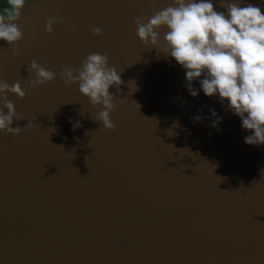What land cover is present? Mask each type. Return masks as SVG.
Returning <instances> with one entry per match:
<instances>
[{
  "label": "water",
  "instance_id": "obj_1",
  "mask_svg": "<svg viewBox=\"0 0 264 264\" xmlns=\"http://www.w3.org/2000/svg\"><path fill=\"white\" fill-rule=\"evenodd\" d=\"M211 2L264 13V0ZM151 3L29 0L15 21L23 53L0 40V80L27 93H7L23 118L12 126L28 125L0 131V264H264V145L245 143L251 131L227 100L205 96L203 74L190 95L186 69L162 52L166 26L160 50L139 39L136 17L177 6ZM52 16L64 22L48 33ZM92 52L108 53L123 80L109 89L113 130L93 120L102 106L59 77ZM33 59L57 73L37 89Z\"/></svg>",
  "mask_w": 264,
  "mask_h": 264
},
{
  "label": "clouds",
  "instance_id": "obj_2",
  "mask_svg": "<svg viewBox=\"0 0 264 264\" xmlns=\"http://www.w3.org/2000/svg\"><path fill=\"white\" fill-rule=\"evenodd\" d=\"M29 0H7L9 7L0 12V40L11 45L13 55L19 56L23 49L19 41L24 33L15 21L19 20L21 11ZM177 6L154 11L145 22L144 16L135 18L136 34L145 44H151L160 50V35L157 29L166 26L162 52L170 53L177 63L186 69V87L191 96H198V90L192 81L200 78V86L205 96L218 94L223 104L242 121V128L251 134L244 138L246 144L264 145V13L257 6L248 4L240 7L235 2L226 3L227 14L214 9L211 0H174ZM151 6L155 9V0ZM7 21V22H6ZM63 23L61 17H49L45 30L53 31L54 23ZM96 35L102 33L100 27H92ZM59 72L65 86L79 85V91L89 98L92 106H102L98 117L107 130H113L115 124L111 113L115 112V94L109 89L113 86L119 90L123 83L115 66H109V54L92 52L86 55L79 69L67 65ZM28 72L35 73V79L29 81L30 87L37 89L55 79L57 73L46 69L33 59ZM78 73V75L74 74ZM11 92L24 99L26 90L19 82L9 84L0 80V131L19 135L24 128L13 127L15 121L23 119L16 111L13 101L7 93ZM7 109L5 113L4 109ZM213 117V127L223 119L215 109H209ZM80 114L83 115L81 109ZM195 116L194 121H201ZM80 122L72 124L73 130L80 127Z\"/></svg>",
  "mask_w": 264,
  "mask_h": 264
},
{
  "label": "trees",
  "instance_id": "obj_3",
  "mask_svg": "<svg viewBox=\"0 0 264 264\" xmlns=\"http://www.w3.org/2000/svg\"><path fill=\"white\" fill-rule=\"evenodd\" d=\"M6 7H9V5L7 4V0H0V12H2Z\"/></svg>",
  "mask_w": 264,
  "mask_h": 264
}]
</instances>
